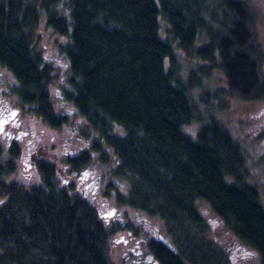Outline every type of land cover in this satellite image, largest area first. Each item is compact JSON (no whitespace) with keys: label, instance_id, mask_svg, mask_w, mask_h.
<instances>
[{"label":"trees","instance_id":"1","mask_svg":"<svg viewBox=\"0 0 264 264\" xmlns=\"http://www.w3.org/2000/svg\"><path fill=\"white\" fill-rule=\"evenodd\" d=\"M0 0V65L16 80L14 92L51 127L56 112L48 92L52 67L34 42L39 16L65 37L68 60L65 98L97 138L69 158L73 170L90 153L116 159L113 176L125 180L116 201L164 223L167 242L144 239L158 264H233L208 235L203 199L238 244L254 249L264 264V205L244 176V156L232 132L215 119H196L192 89L200 82L180 72L177 50L216 63L227 91L243 99L264 98V53L255 14L246 0ZM159 18L172 41L160 34ZM204 38L205 44L196 46ZM218 59V62H215ZM217 96V95H216ZM205 103L212 100L201 93ZM3 157L0 144V264H111L108 229L96 207L72 185L59 183L53 164L36 160L39 182L6 181L18 145Z\"/></svg>","mask_w":264,"mask_h":264},{"label":"rangeland","instance_id":"2","mask_svg":"<svg viewBox=\"0 0 264 264\" xmlns=\"http://www.w3.org/2000/svg\"><path fill=\"white\" fill-rule=\"evenodd\" d=\"M246 1L255 14L256 37L264 53V0ZM65 2L60 0L58 3L61 12L65 11ZM159 21L161 36L174 44L168 23L162 18ZM33 39L44 61L52 67L53 77L48 83V92L55 111L64 114L65 120L59 127H51L34 116L16 96L15 78L0 65V144L4 148L3 157L9 156L6 148L11 143L18 145V153L13 158L14 169L6 181L15 180L23 186L38 183L36 160L50 161L59 183L72 185L96 207L108 229L107 255L111 264H158L145 250L143 242L149 237L167 242L169 237L164 223L157 215L116 201L119 194L126 192L127 185L124 179L113 176L116 159L110 150H106L107 161L91 152L87 166L77 171L71 168L68 157L87 151L90 141L98 136L65 98V90L70 88L68 60L60 49L65 37L55 32L41 13ZM205 43L202 38L196 46ZM177 61L183 76L193 70L200 80L191 91L197 118L187 123L185 130L193 135L198 125L209 119L225 125L243 152L245 179L257 188L264 205V98L249 100L230 94L222 69L214 62L210 64L181 50H177ZM262 70L264 72V61ZM204 91L210 92V103L201 99ZM196 205L209 223V237L227 250L233 264H260L256 251L238 244L206 201L197 199Z\"/></svg>","mask_w":264,"mask_h":264}]
</instances>
